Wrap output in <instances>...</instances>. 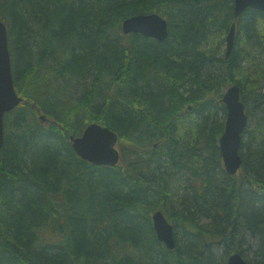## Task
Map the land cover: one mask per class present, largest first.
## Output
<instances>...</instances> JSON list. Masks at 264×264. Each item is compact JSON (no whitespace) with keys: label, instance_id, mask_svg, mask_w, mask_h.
<instances>
[{"label":"trees","instance_id":"obj_1","mask_svg":"<svg viewBox=\"0 0 264 264\" xmlns=\"http://www.w3.org/2000/svg\"><path fill=\"white\" fill-rule=\"evenodd\" d=\"M151 12L167 20L166 39L122 33L124 18ZM0 17L22 98L4 116L0 264H224L232 252L264 264V11L235 19L233 0H0ZM234 82L258 123L230 176L218 137L220 93ZM93 121L117 132L116 166L72 149L69 134ZM159 208L175 222L174 249L156 239Z\"/></svg>","mask_w":264,"mask_h":264},{"label":"water","instance_id":"obj_2","mask_svg":"<svg viewBox=\"0 0 264 264\" xmlns=\"http://www.w3.org/2000/svg\"><path fill=\"white\" fill-rule=\"evenodd\" d=\"M233 6L234 15L237 18L247 7L264 11V0H233ZM121 30L126 35L137 33L157 41H163L168 37L167 20L157 12L128 16L122 20ZM235 30L236 23L233 22L226 35V55L233 46ZM20 101L21 98L13 85L6 26L0 21V150L4 139V115ZM220 101L225 106L226 116L223 132L218 139V148L224 171L232 176L241 169L242 165L239 148L242 132L246 127L247 115L245 105L241 100L240 89L236 84H231L225 89ZM117 140V133L97 123L89 124L81 136H71L73 149L78 155L93 164L104 166L117 165L119 160ZM153 223L158 240L169 249H174L176 246L174 231L162 211L153 212ZM227 264H246V262L240 254L233 253L228 257Z\"/></svg>","mask_w":264,"mask_h":264},{"label":"bare ground","instance_id":"obj_3","mask_svg":"<svg viewBox=\"0 0 264 264\" xmlns=\"http://www.w3.org/2000/svg\"><path fill=\"white\" fill-rule=\"evenodd\" d=\"M131 16V15H130ZM240 16V15H239ZM238 16V17H239ZM233 18H235V15H234V6H233ZM0 21L2 22V23H4V25L6 26V31H7V45H8V51H9V55H10V61H11V54H10V49H9V38H8V25H7V23L6 22H4L2 19H1V17H0ZM233 23V22H232ZM231 23V24H232ZM231 26V25H230ZM123 33V32H122ZM168 34H169V28H168ZM235 35H236V30H235ZM230 52V51H229ZM225 53H226V49H225ZM228 55V54H227ZM231 84H236L238 87H239V89H240V93H241V88H240V86L237 84V83H231ZM230 84V85H231ZM229 86V85H228ZM228 86H226L224 89H223V91L220 93L221 94V96H222V94H223V92L225 91V89L228 87ZM19 96V95H18ZM220 96V97H221ZM20 98H21V96H19ZM21 100H22V98H21ZM21 102V101H20ZM19 102V103H20ZM17 106V105H16ZM15 106V107H16ZM14 107V108H15ZM13 108V109H14ZM191 108V105H188V109H190ZM12 109V110H13ZM12 110H10V111H12ZM10 111H8V112H6L5 114H7V113H9ZM5 116V115H4ZM41 116H43V115H41ZM41 116H40V119L41 120H43L44 119V116H43V118H41ZM221 116V115H220ZM219 116V117H220ZM247 120H248V116H247ZM91 123H97V124H100V125H102L101 123H98V122H95V121H93V122H90V123H88L85 127H84V129L89 125V124H91ZM256 123H258V118H257V115H256V118H255V121H254V123L253 124H256ZM253 124H252V127H253ZM102 126H105V125H102ZM248 126V121H246V127ZM3 127H4V120H3ZM105 127H107V128H109L110 130H112L110 127H108V126H105ZM245 127V128H246ZM84 129L81 131V133H79V134H76L75 135V133H73V134H69V136H68V141H69V143H70V145H71V147H72V149H73V146H72V142H71V136H74V137H76V136H81L82 135V133H83V131H84ZM112 131H114V130H112ZM115 133H117L116 131H114ZM118 135V134H117ZM221 135V134H220ZM119 138V137H118ZM218 139H219V137H218ZM74 150V149H73ZM117 150H118V152H119V160H118V163L120 162V160H121V151L119 150V148L117 147ZM75 152V151H74ZM75 154L79 157V158H81L82 160H84V161H86V162H88V163H90L91 165H94V166H104V165H96V164H93V163H91L90 161H88V160H86V159H84V158H82L80 155H78L76 152H75ZM117 163V164H118ZM116 166V165H115ZM107 167H113V166H107ZM157 210H160V211H162L163 212V215L165 216V218H166V220H167V222L172 226V229H173V231L175 230V222H174V220H172L169 216H168V212L165 210V209H163V208H159V209H157ZM0 211H1V208H0ZM151 222H152V228H153V230H154V233H155V236H156V239L158 240V238H157V234H156V232H155V229H154V223H153V212H152V214H151ZM159 242H161L162 244H164L162 241H160V240H158ZM164 246L167 248V249H169L165 244H164ZM233 253H238V254H240L239 252H232V253H230L227 257H226V260H225V263L224 264H227V260H228V257L231 255V254H233ZM241 255V254H240ZM242 256V258L245 260V262H246V259H245V257L243 256V255H241ZM247 264V263H246Z\"/></svg>","mask_w":264,"mask_h":264},{"label":"rangeland","instance_id":"obj_4","mask_svg":"<svg viewBox=\"0 0 264 264\" xmlns=\"http://www.w3.org/2000/svg\"><path fill=\"white\" fill-rule=\"evenodd\" d=\"M255 118H256V115L255 114H251V115L248 116V126H247V129L250 130L252 128V124L254 123Z\"/></svg>","mask_w":264,"mask_h":264}]
</instances>
